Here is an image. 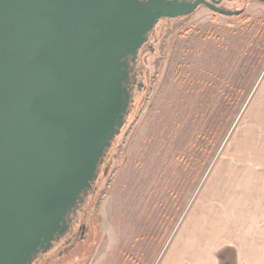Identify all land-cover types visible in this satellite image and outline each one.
<instances>
[{"label":"water","instance_id":"obj_1","mask_svg":"<svg viewBox=\"0 0 264 264\" xmlns=\"http://www.w3.org/2000/svg\"><path fill=\"white\" fill-rule=\"evenodd\" d=\"M233 1L0 0V264L63 257L89 237L162 23L201 7L242 15ZM79 219L87 231L65 249Z\"/></svg>","mask_w":264,"mask_h":264},{"label":"rangeland","instance_id":"obj_2","mask_svg":"<svg viewBox=\"0 0 264 264\" xmlns=\"http://www.w3.org/2000/svg\"><path fill=\"white\" fill-rule=\"evenodd\" d=\"M225 6L246 11L201 7L159 28L145 54L150 105L115 151L98 223L66 255L72 264H167L189 235L211 242L220 214L229 222L233 211L237 221L262 210L264 3Z\"/></svg>","mask_w":264,"mask_h":264},{"label":"crops","instance_id":"obj_3","mask_svg":"<svg viewBox=\"0 0 264 264\" xmlns=\"http://www.w3.org/2000/svg\"><path fill=\"white\" fill-rule=\"evenodd\" d=\"M217 218L218 220L210 225L215 228L214 233L210 231L211 242L210 237L207 242L200 237L190 242L189 235L187 242L175 244L174 251L181 253L169 256L167 264H264V195L262 210L236 216L237 221H234V211L229 217V222L224 220V214ZM227 226L231 227L230 230ZM224 228L227 231H224ZM204 230L207 235L209 228ZM221 240L222 242L217 243Z\"/></svg>","mask_w":264,"mask_h":264},{"label":"trees","instance_id":"obj_4","mask_svg":"<svg viewBox=\"0 0 264 264\" xmlns=\"http://www.w3.org/2000/svg\"><path fill=\"white\" fill-rule=\"evenodd\" d=\"M251 1H254V0H251ZM256 1L264 3V0H256ZM243 10H244V12H243V14H244L246 9L243 8ZM177 22H178V20H167V21H164L162 23V26L166 27L169 24H173V23H177ZM162 31L163 30L157 32V39L162 37ZM156 42L157 41H155L154 43H156ZM153 49H154V47H152L151 50H148L147 53H150ZM144 59L145 58H143L142 62H144ZM149 87H150V85L148 83V88H146L147 91L145 89L144 90V97L142 96V102L139 103V105H136V107L133 109V111L129 117V120L127 122V125L123 130L122 136L118 140L116 147H117V149H118V147L119 148L121 147V149H120L121 154L124 153L125 146H127L130 136L134 132L135 128L137 127V125L141 121V118L143 117V115L145 114V112L147 111V109L150 105L154 89H152V88L150 89ZM106 195H107L106 193H102V191H100L91 200V207L88 210V213H89L91 211L90 209L93 208L91 225H92L93 221H96L98 223L99 209H100L102 201L106 197ZM88 219H89V217H88ZM81 243H83V242H81ZM60 251H61V249H58L57 251L54 250V251L48 253L47 255L39 257L36 264H72L73 259L72 260H66V257L69 256L70 253H67L66 254L67 256L64 255L63 257H60L59 256Z\"/></svg>","mask_w":264,"mask_h":264},{"label":"flooded vegetation","instance_id":"obj_5","mask_svg":"<svg viewBox=\"0 0 264 264\" xmlns=\"http://www.w3.org/2000/svg\"><path fill=\"white\" fill-rule=\"evenodd\" d=\"M155 40H156V37L154 38V42H155ZM76 221H77V220H76ZM77 223H79V224L77 225V227H76V229H75V233H77L78 230H79L80 228H81V231H80V233L78 234V236L75 235V236L72 238V240L70 241L69 244L67 243V244L65 245V249H67V248H69L70 246H72V245L74 244V242L76 243V241H78V239H80V238L83 236V233L87 231V229L84 227V226L86 225L87 222H84V224H82V223H81V219H79ZM73 250H74V249H73ZM70 252H71V251H70ZM70 252H69V253H70Z\"/></svg>","mask_w":264,"mask_h":264}]
</instances>
